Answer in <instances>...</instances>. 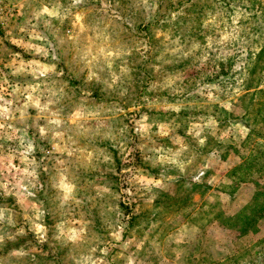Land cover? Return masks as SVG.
<instances>
[{"label": "rangeland", "instance_id": "374dc122", "mask_svg": "<svg viewBox=\"0 0 264 264\" xmlns=\"http://www.w3.org/2000/svg\"><path fill=\"white\" fill-rule=\"evenodd\" d=\"M70 3L0 0V95L13 102L10 118L0 117V208L15 223L9 232L24 227L27 233L6 242L0 255L24 246L34 257L28 264H87L79 249L55 239L56 223L83 221L98 248L115 245L105 264H264V0H86L74 13L107 27L109 49L121 53L98 72L108 81L120 76L112 89L89 82L71 41L61 39L78 30L74 15L63 23L52 19L51 28L34 20L43 7ZM21 63L32 67L14 75ZM53 63L62 76L34 78V71ZM33 83L42 89L66 84L68 96L58 105L65 112L85 101L105 113L99 133L72 135L70 145H60L76 153L72 157L54 150L52 133L40 138L37 125L45 121L36 120L35 108L20 119L16 109L25 97L13 88ZM178 105L179 113L173 110ZM144 116L151 125L146 135L137 131ZM90 123L94 129L97 122ZM25 131L36 145L27 157L35 160L32 166L22 154ZM184 144L181 159L192 163L183 172L147 159L156 148L177 152ZM61 160L83 201L63 209L51 186ZM26 167H34L44 185L33 189L35 197L13 187ZM103 187L110 194L98 196ZM40 202L49 229L43 244L35 235L39 221L33 223ZM99 257V251L92 256Z\"/></svg>", "mask_w": 264, "mask_h": 264}, {"label": "clouds", "instance_id": "9594fccd", "mask_svg": "<svg viewBox=\"0 0 264 264\" xmlns=\"http://www.w3.org/2000/svg\"><path fill=\"white\" fill-rule=\"evenodd\" d=\"M85 3L86 0H71V3L67 8H62V6L60 5H56L54 8L43 7L42 9L34 13V20L37 23L43 20L44 26L46 28H51L52 19H57L61 23H63L64 20L74 15L78 30L73 31L67 37H63L61 39L71 41L72 47L76 52L74 59L79 62H83L89 70V74L87 77V80L89 82L95 80L98 83H104L107 88L112 89L118 85L120 76L113 74L111 80L108 81L103 80L101 76L98 75V72L104 71V68L101 65L105 61L113 58H119L121 53L119 51H112L109 49L110 37L107 34V27L101 29L96 24H88L83 12L74 13L73 10L79 9L80 6L84 5ZM144 3H147V0H144ZM105 7H107V5ZM45 16L48 17V19H44ZM238 20L239 17L236 21H234V24H238ZM35 26L36 24H33V27ZM89 32L94 33V35L89 36ZM238 32V27L233 29V33L238 34ZM40 38L47 42L46 37L41 36ZM232 38L235 39V35H233ZM48 46L49 48H51L50 43L48 44ZM36 51L45 56L48 55V51L43 47H37ZM52 59L53 61H56L58 59L55 53H53ZM204 59H207V57L205 56ZM31 67V65H25L24 63H21L18 67L14 68L13 74L16 75L21 72L28 71ZM51 75L62 76L63 72H57L56 65L54 63L42 66L39 71L33 72L34 78L37 79L40 77L48 78ZM171 83L172 81H169V84ZM65 87L66 84L59 88L46 85L42 89L41 83H33L23 89H21L20 86L17 85L15 88H13V93H18L24 95L25 97L23 104L16 109V111H18L20 114V119L23 121L27 118V110L29 107L35 108L37 110L36 120L42 119L45 121L42 126L37 125L40 138L45 139L49 133H52L53 140L55 142L54 150L67 152V156L72 157L76 153H74L73 151H68L66 147L62 148L60 147V145H70L72 135L83 136L90 130H93V134L99 133L100 128L104 126L103 117L105 113L95 107H87L85 101H81L79 104H72L69 111L65 112L63 110V106H58L60 105V102L68 96V93H66L64 90ZM123 94L124 93L121 92V95ZM0 101H4L3 95H0ZM12 103L13 102L11 100H8L0 104V117H3L5 119L10 118ZM173 110L179 113L180 106H175ZM147 120V116L142 117V120L140 121L141 127L137 129L138 132H141L142 130V133L145 135L148 133L151 127V125L145 123ZM91 121L97 122L94 129L92 124L90 123ZM214 124L215 121H208V125ZM3 127L4 125L0 124V128ZM161 128L163 129L164 126L161 125ZM161 134L167 135V132H162ZM197 135H199V133H197ZM19 139L21 145L23 146L22 154L25 157L26 163L29 166L35 165L36 162L34 159H27V157L36 150L35 142L32 139L28 138L26 131L19 137ZM198 143L200 147H203L205 144V139H199ZM187 149V144L182 145L180 150L177 152H172L171 150L164 151L161 148H156L154 156L147 159H153L155 163L178 168L181 172H183L184 169L192 163L191 159L188 157H184L183 159H181V153L186 152ZM88 155L89 159H91L94 158L97 154L93 152L89 153ZM111 159V156H103L104 162H110ZM45 171H47L46 168ZM202 175L203 172H199L198 175H196L195 180L198 182ZM51 186L60 193V208L63 209L65 208V206L70 205L72 202H75L77 205L83 202L82 200L77 199V184L71 177L69 169L65 166L63 160L59 161L57 175L52 179ZM144 186L146 188L148 187V185ZM13 187H18L25 197H35L36 192L33 191V189H43L44 185L39 183L38 173L36 172L35 168L33 167L30 170L29 167H26L24 169L23 181L18 180L17 185H14ZM10 191L11 189H8L7 186H5V194H8ZM110 191L111 190L108 187L98 188L97 195L103 196L105 194H110ZM131 194V191H129V195ZM40 203L41 208L37 210V215L33 223L39 221V224L35 230V235L38 242L40 244H43L47 242L49 229L43 223V217L45 213L42 210V202ZM6 211L8 210L0 208V250H3L6 242L14 243L17 236H25L27 234L24 227L18 228L14 233H11L7 230L8 228L15 227V223L12 220L10 213L7 216L5 215ZM29 219H31V217H29ZM55 229V239L62 243H71L75 248L79 249L81 255H85L88 258L87 264H105L103 257H106L108 255L110 246H115L106 245L103 248H98V246L94 244L89 238L87 223L83 221H77L73 225H70L67 221L56 223ZM115 239L117 241L120 240L119 233L115 234ZM178 243L182 242L178 241ZM97 251L101 253V257L92 258L93 254ZM29 258L34 259V257H30V252L26 250L24 246H20L18 248L13 247L7 252H4L2 255H0V264H28Z\"/></svg>", "mask_w": 264, "mask_h": 264}]
</instances>
